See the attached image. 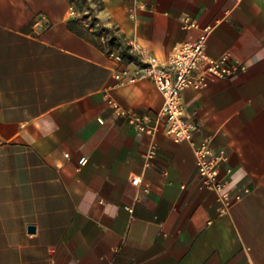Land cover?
Returning a JSON list of instances; mask_svg holds the SVG:
<instances>
[{
  "label": "crops",
  "instance_id": "obj_1",
  "mask_svg": "<svg viewBox=\"0 0 264 264\" xmlns=\"http://www.w3.org/2000/svg\"><path fill=\"white\" fill-rule=\"evenodd\" d=\"M207 27V55L248 69L183 92L192 141L139 133L164 96L115 72ZM204 138L242 195L225 213ZM0 264H264V0H0Z\"/></svg>",
  "mask_w": 264,
  "mask_h": 264
},
{
  "label": "built area",
  "instance_id": "obj_2",
  "mask_svg": "<svg viewBox=\"0 0 264 264\" xmlns=\"http://www.w3.org/2000/svg\"><path fill=\"white\" fill-rule=\"evenodd\" d=\"M70 12L77 13L74 5L70 6ZM185 23L188 28L196 25L190 21V18H186ZM209 32L210 28H205L199 39L180 44L165 60L148 57V64L136 72L128 68L115 72L117 85L132 84L139 79L147 78L160 88L164 96L163 107L156 116L148 113L130 115V121L139 133L153 134L157 130L158 123L163 121L166 132L175 141H192L196 126L186 115L183 92L187 88L202 90L208 86V81L212 78H225L232 76L238 70L248 69L246 64L234 62L229 55L216 59L208 56L206 42ZM113 57L117 60L121 59L118 54H113ZM196 155L201 189L216 192L221 202L220 212H227L234 199L242 198L241 194L231 196L228 180L221 174L222 165L229 159V151L225 148L215 149L211 140L204 138L196 148ZM132 183L138 184L139 179L132 178Z\"/></svg>",
  "mask_w": 264,
  "mask_h": 264
},
{
  "label": "water",
  "instance_id": "obj_3",
  "mask_svg": "<svg viewBox=\"0 0 264 264\" xmlns=\"http://www.w3.org/2000/svg\"><path fill=\"white\" fill-rule=\"evenodd\" d=\"M29 231H30V232H34V231H35V227H34V226H30V227H29Z\"/></svg>",
  "mask_w": 264,
  "mask_h": 264
}]
</instances>
